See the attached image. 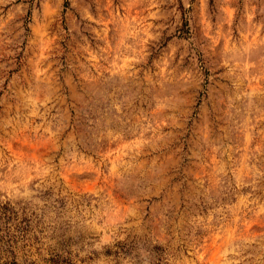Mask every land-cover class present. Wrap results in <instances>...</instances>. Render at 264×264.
<instances>
[{
	"label": "rangeland",
	"instance_id": "1",
	"mask_svg": "<svg viewBox=\"0 0 264 264\" xmlns=\"http://www.w3.org/2000/svg\"><path fill=\"white\" fill-rule=\"evenodd\" d=\"M0 264H264V0H0Z\"/></svg>",
	"mask_w": 264,
	"mask_h": 264
}]
</instances>
